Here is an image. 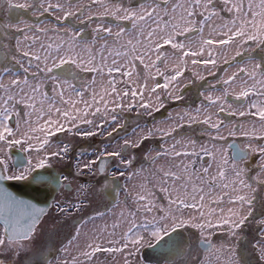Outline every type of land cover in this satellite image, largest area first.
I'll return each mask as SVG.
<instances>
[{"label":"snow or ice","instance_id":"obj_1","mask_svg":"<svg viewBox=\"0 0 264 264\" xmlns=\"http://www.w3.org/2000/svg\"><path fill=\"white\" fill-rule=\"evenodd\" d=\"M257 50L264 0H0V253L55 211L78 223L24 264H264ZM133 109L152 122L121 136Z\"/></svg>","mask_w":264,"mask_h":264},{"label":"rangeland","instance_id":"obj_2","mask_svg":"<svg viewBox=\"0 0 264 264\" xmlns=\"http://www.w3.org/2000/svg\"><path fill=\"white\" fill-rule=\"evenodd\" d=\"M253 55L259 57L261 55H264V53H260L259 50H257ZM239 59V58H238ZM231 70H235L233 67ZM209 81L214 80L213 77H208ZM195 84L198 86H201L202 82L199 80L195 81ZM202 91V90H200ZM198 95V99H194L195 96ZM199 94L195 93L193 95L191 94H185L184 100L180 101L179 104L169 103L168 108L165 110L164 114L161 113L156 114L157 120H162L166 117L167 111H172L174 109H177L179 107H194L197 106L199 103ZM131 118L133 122H129L128 119ZM136 117V120L134 118ZM121 122L125 124V128L120 130V135H131L132 130L136 127L137 123L144 126L150 122H152V118L150 117H138L136 114V110L133 109L131 112H124L121 114ZM73 141L74 146L77 145H85V144H91L92 141H84L80 138H71ZM95 139V138H93ZM149 146H151V142H147ZM226 144L227 142H222ZM96 147H103V144L97 143ZM94 147V144H93ZM230 154V150H229ZM57 167H63V165H57ZM57 198L62 199L63 197L59 195ZM122 198V197H121ZM91 210V209H90ZM89 209L85 210L84 212L80 213L79 215H88L91 211ZM75 219L72 218L71 220H64L55 211H51L49 215L44 217L42 219V222L39 224L35 238L31 245V250L27 253L22 254L18 260L13 261L12 257H10L7 253H0V264H24L26 262L28 257H37L39 253L42 250L45 249H51L53 245L59 246V243L61 240L65 239L67 236L71 234L73 231V223L72 220ZM100 222V221H99ZM92 225L89 223L87 226ZM1 231V229H0ZM145 257L147 260H149L150 264H169V261L163 258H151L149 254H145ZM177 264H180V257L177 256L176 258Z\"/></svg>","mask_w":264,"mask_h":264},{"label":"flooded vegetation","instance_id":"obj_3","mask_svg":"<svg viewBox=\"0 0 264 264\" xmlns=\"http://www.w3.org/2000/svg\"><path fill=\"white\" fill-rule=\"evenodd\" d=\"M202 83H204V82H202ZM200 90H203V88H201V86H198V85H196L195 83L194 84H192V85H190L189 86V88L188 89H185V93L186 94H191V95H193V94H195V93H198L199 94V92H200ZM194 99H198V95L197 96H195L194 97ZM126 120H128L129 122H133V120L131 119V118H129L128 117V119H126ZM134 120H136V117L134 118ZM93 141H95V143H94V147H96V145H98L97 143H100L101 142V138H99V137H96L95 139H93ZM93 141L91 142V144H93ZM83 145V144H82ZM87 145H89V144H85V146H87ZM99 146V145H98ZM15 154H17V155H19V153H15ZM60 194L59 193H56L55 194V196L56 197H58ZM52 201V200H51ZM90 210V209H89ZM91 211V210H90ZM82 216H84L85 218H87V215H83L82 214ZM110 222V221H109ZM72 223H73V225L75 224V223H78V221L76 220V219H73L72 220ZM100 223H102L101 221L99 222V220L97 221V224H100ZM93 228V225H90V226H86V230H91ZM0 229H1V231L3 230V226L0 224ZM149 254V256L151 257V258H163V259H165V256L164 255H162V254H160V253H157V252H154L153 250H145V254ZM176 258V257H175ZM167 260V259H166Z\"/></svg>","mask_w":264,"mask_h":264},{"label":"water","instance_id":"obj_4","mask_svg":"<svg viewBox=\"0 0 264 264\" xmlns=\"http://www.w3.org/2000/svg\"><path fill=\"white\" fill-rule=\"evenodd\" d=\"M16 189H19L18 194L25 195V198H38L42 206H46L45 205L46 200L48 202H51L52 200L51 196L45 197L43 194H40L39 196H37V193L29 192L28 188L24 185H17ZM16 189H12V190H16ZM0 224L3 226L2 222H0Z\"/></svg>","mask_w":264,"mask_h":264}]
</instances>
